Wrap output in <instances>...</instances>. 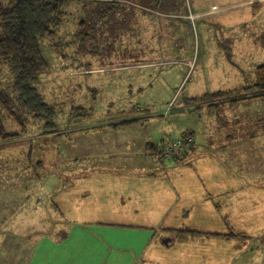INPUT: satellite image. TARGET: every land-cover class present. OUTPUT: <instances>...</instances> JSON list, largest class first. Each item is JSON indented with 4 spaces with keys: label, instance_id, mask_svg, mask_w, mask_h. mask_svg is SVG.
Returning <instances> with one entry per match:
<instances>
[{
    "label": "rangeland",
    "instance_id": "rangeland-1",
    "mask_svg": "<svg viewBox=\"0 0 264 264\" xmlns=\"http://www.w3.org/2000/svg\"><path fill=\"white\" fill-rule=\"evenodd\" d=\"M75 1L67 6L54 40L40 43L47 66L34 85L54 107L53 118L39 117L18 103L10 67L0 62V91L13 98L16 116L4 112L3 123L12 136L0 141V264H35L33 254L52 239L51 220L59 212L62 217L74 215L70 200L55 207L58 189L71 179L70 183L81 182L82 172L89 168L106 169V174L97 170V177H85L84 184L95 185L93 195L102 206L95 208V216L107 220L109 200H116L118 183L122 185L113 173L129 170L132 177L142 170L151 173L145 155L158 165L148 142L158 149L164 140L191 136L179 154L192 143L194 132L198 154L208 159L196 161V169L205 163L218 179L228 171L227 179L221 178L231 190L236 179L264 182V100L249 98L234 106L221 99L193 101L218 90L233 97L257 93L245 88L255 82L257 67L264 64V0L259 5L256 0H184L174 12L153 8L148 0H129L127 9L133 6V13L128 27H119L123 32L113 37L102 25L84 41L83 50L82 29L88 26L77 33L76 22L85 16ZM120 121L128 123L110 125ZM161 178L183 183L179 176ZM197 219L180 226L219 228L215 218ZM165 224L132 229L106 223L64 227L71 235L70 246L80 242V232L94 230L101 237L120 234L115 242L123 246H139L152 235L147 256L133 264H171L180 244L162 247ZM86 239L82 242L87 246L96 242L95 236ZM228 243L222 240L214 248L219 258L230 259ZM250 243L264 247V227ZM133 255L122 251L106 264H130Z\"/></svg>",
    "mask_w": 264,
    "mask_h": 264
},
{
    "label": "crops",
    "instance_id": "crops-1",
    "mask_svg": "<svg viewBox=\"0 0 264 264\" xmlns=\"http://www.w3.org/2000/svg\"><path fill=\"white\" fill-rule=\"evenodd\" d=\"M256 1L259 5L262 0ZM192 136V143L186 147L183 153H179L176 157L174 156V158L166 161L157 159L159 161L158 165L145 155V162L152 167L150 169L152 172L148 173L149 170H142V173H146L144 176H141V172H138V176L132 177L129 170H124L125 174L113 173L115 168H111L110 171L113 175L119 178V180L115 178V182L120 181L122 185L118 183L120 186L117 190L116 200H109L107 220H98L95 216V208L102 207L96 204L93 195L95 185L84 184L85 177H97V174H95L97 170H101L100 173L106 174V169L89 168L87 169L89 171L82 172L81 178L83 180L81 182L74 181L70 183L72 179L69 180L67 186L58 189L59 200H54V205L60 208L63 206L61 203L63 200H70L69 205L74 210V215L66 216L63 214L62 217L59 212V215L51 220L53 227L52 239L49 240L50 245L45 244L43 251L39 250L38 254H33L35 264L39 261H43L41 264H106L111 256L115 257L122 251L128 252L130 256L135 254L133 255L134 260L130 262V264H133L139 257L142 261L147 256L149 248H152V235L147 234L145 241L139 246L136 244L123 246L115 242L120 234H104L101 237L96 230L91 233L86 232L84 234L80 232L78 234V241L87 240L86 236L90 239L95 236V243L87 246L85 242H82L83 245L77 242L75 246H70L71 239L69 238H71V235L66 232L68 227H64L69 223L81 225L106 223L111 226L117 225L124 228L129 227L130 229L144 227L148 224L166 223L165 227L162 228L165 233L161 237V241L166 237L168 240L166 243L161 242L162 247L170 248L175 244L183 246L182 249H179L180 246L177 250L175 249L177 260H174L171 264H264V247L260 246V243H250L251 240L258 238L260 230L264 227V182L236 179V184L231 190L227 186L228 181L226 182L221 178L225 177L227 179L228 171L226 175H221V179H218L215 177V173L212 174L211 167L205 163L200 169H196L194 166L196 161L200 163V160L208 161V159L205 154H198L194 132H192ZM147 144H150V142ZM215 170L218 171V168ZM162 175L168 178L179 176V181L183 183L176 184L169 180L166 183L164 178H161ZM183 193H188V197H184ZM85 209H88V211H85ZM104 213L106 212L104 211ZM202 216L204 218H215L212 221L218 224L219 228L217 227L215 231H203L190 228V226H180V224L186 222L190 225L194 221H200L197 217L202 218ZM174 223H176V226H174ZM225 227L228 228V232L232 231L239 235L227 236V232L224 230ZM82 228L87 230L84 226ZM174 229L216 232L219 235H192L184 232L180 235ZM60 232L61 234H59ZM222 240L230 241L226 245L230 259H224L222 256L219 258L214 253V248ZM247 242H249V245ZM247 245L251 249L246 247ZM219 247L221 248L222 245L220 244Z\"/></svg>",
    "mask_w": 264,
    "mask_h": 264
},
{
    "label": "trees",
    "instance_id": "trees-1",
    "mask_svg": "<svg viewBox=\"0 0 264 264\" xmlns=\"http://www.w3.org/2000/svg\"><path fill=\"white\" fill-rule=\"evenodd\" d=\"M70 1L7 0L4 3L0 0V62L8 64L10 67L13 75L12 89L18 103L28 112L49 120L55 114L54 107L44 101L34 85L38 75L47 66L40 43L45 40L49 42L54 40L56 31L67 14V6ZM139 1L137 0V2ZM148 2L153 8L169 12L179 11L184 4V0H148ZM75 3L79 6L77 9L80 13L83 12L85 16V19L76 22L77 33H80V28L83 25L92 29L87 30L88 27L82 29V35L85 37L82 39L83 44L80 45L81 50L85 48L84 41L86 42L88 38L92 37L90 35L92 31L99 29L102 25L106 27V30H109V35L116 37L117 33L123 32H119V27H125V29L128 27L126 25L130 23L129 16L133 13V6L130 5L127 9L129 0H124V2L121 0H76ZM129 9L130 11H128ZM245 89H254L257 93L246 96L243 92L244 94L242 93L239 97H233L230 92L218 90L209 95L195 97L193 101L211 100L213 102L221 99L229 106H234L238 101L249 98L264 100V64L257 67L255 82ZM242 90L244 89L242 88ZM223 97H227V99L224 100ZM13 101L10 95L0 91V141H5L12 136L6 131L3 118L5 112L11 118L13 116L16 119L14 111L11 109ZM128 122L120 121L111 125L116 126ZM147 148H150L151 154H157L160 160H165L161 157L160 147L157 149L153 148L152 144H147ZM174 230L179 234L184 232L192 235H219L216 232ZM226 235L237 236L239 234L229 231Z\"/></svg>",
    "mask_w": 264,
    "mask_h": 264
},
{
    "label": "built area",
    "instance_id": "built-area-1",
    "mask_svg": "<svg viewBox=\"0 0 264 264\" xmlns=\"http://www.w3.org/2000/svg\"><path fill=\"white\" fill-rule=\"evenodd\" d=\"M191 139V136L185 135L184 137L164 140L160 147L161 157H163L165 160L171 159L178 152L183 151L185 145L189 143Z\"/></svg>",
    "mask_w": 264,
    "mask_h": 264
},
{
    "label": "water",
    "instance_id": "water-1",
    "mask_svg": "<svg viewBox=\"0 0 264 264\" xmlns=\"http://www.w3.org/2000/svg\"><path fill=\"white\" fill-rule=\"evenodd\" d=\"M168 238L166 237L164 240H162L163 243H166Z\"/></svg>",
    "mask_w": 264,
    "mask_h": 264
}]
</instances>
